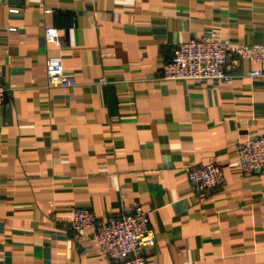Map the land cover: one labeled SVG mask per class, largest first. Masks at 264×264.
Here are the masks:
<instances>
[{
	"label": "crops",
	"instance_id": "crops-1",
	"mask_svg": "<svg viewBox=\"0 0 264 264\" xmlns=\"http://www.w3.org/2000/svg\"><path fill=\"white\" fill-rule=\"evenodd\" d=\"M191 40L264 45V0H0V264H111L67 216L135 207L146 264H264V173L235 166L264 137V79L239 60L230 84L162 80ZM50 58L74 88L47 86ZM207 164L224 182L192 194L187 173Z\"/></svg>",
	"mask_w": 264,
	"mask_h": 264
},
{
	"label": "built area",
	"instance_id": "built-area-1",
	"mask_svg": "<svg viewBox=\"0 0 264 264\" xmlns=\"http://www.w3.org/2000/svg\"><path fill=\"white\" fill-rule=\"evenodd\" d=\"M10 12L17 13L15 10ZM44 40L46 44L61 46L56 29H45ZM239 60H250L259 65L256 70L243 73L245 77L264 79V45L230 49L224 42L214 40H191L177 45L161 69V79L194 83L219 81L230 84L238 71ZM45 73L49 88L71 89L76 86L74 79L65 74L59 58L46 60ZM5 103L6 90L0 81V107ZM235 166L242 179L262 175L264 137L239 143L235 149ZM187 182L192 194L200 195L220 187L224 178L219 166L207 164L191 168L187 173ZM67 224L75 234L91 231L96 252L111 264H146L144 251L155 246V239L149 229L148 214L141 207L125 209L105 223H97L87 210L73 209L67 216Z\"/></svg>",
	"mask_w": 264,
	"mask_h": 264
}]
</instances>
